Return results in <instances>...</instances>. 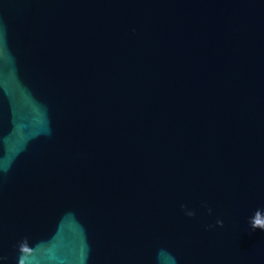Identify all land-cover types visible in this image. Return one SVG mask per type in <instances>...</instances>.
Segmentation results:
<instances>
[{"label": "water", "instance_id": "obj_1", "mask_svg": "<svg viewBox=\"0 0 264 264\" xmlns=\"http://www.w3.org/2000/svg\"><path fill=\"white\" fill-rule=\"evenodd\" d=\"M264 0H0V264H264Z\"/></svg>", "mask_w": 264, "mask_h": 264}, {"label": "snow or ice", "instance_id": "obj_2", "mask_svg": "<svg viewBox=\"0 0 264 264\" xmlns=\"http://www.w3.org/2000/svg\"><path fill=\"white\" fill-rule=\"evenodd\" d=\"M256 224H259V225H264V219H261L259 213H257V216H256Z\"/></svg>", "mask_w": 264, "mask_h": 264}, {"label": "clouds", "instance_id": "obj_3", "mask_svg": "<svg viewBox=\"0 0 264 264\" xmlns=\"http://www.w3.org/2000/svg\"><path fill=\"white\" fill-rule=\"evenodd\" d=\"M258 226H262V227H264V225H259V224H257Z\"/></svg>", "mask_w": 264, "mask_h": 264}]
</instances>
